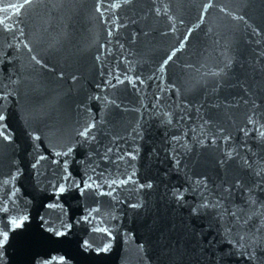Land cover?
Instances as JSON below:
<instances>
[{"label":"water","instance_id":"1","mask_svg":"<svg viewBox=\"0 0 264 264\" xmlns=\"http://www.w3.org/2000/svg\"><path fill=\"white\" fill-rule=\"evenodd\" d=\"M99 1L0 0V63Z\"/></svg>","mask_w":264,"mask_h":264},{"label":"snow or ice","instance_id":"2","mask_svg":"<svg viewBox=\"0 0 264 264\" xmlns=\"http://www.w3.org/2000/svg\"><path fill=\"white\" fill-rule=\"evenodd\" d=\"M30 2H31V0H24V4H28V3H30ZM128 2H129V0H124V3H128ZM112 6H113V7H118L119 5L116 4V3H114ZM211 6H212V4H211V0H209V3L204 4V8H205V9H208V8H210ZM13 7H14V5H13ZM97 10H99V8H98ZM157 14H159V9H157ZM169 19H172V18L169 17ZM201 19H203V17H201ZM4 31H9V29H8V28H4ZM188 32L191 33V32H192V29H188ZM20 34L23 35V32H21ZM109 35H111V33H109ZM188 39H189V36H188V35H185L184 38H183V40H181V41L179 42V43H180V49H183V48L185 47V42L188 41ZM25 47H27V45H25ZM175 53H176V49H173L172 54H171V55H167V57H166L165 59H163L162 63L159 64V69H158L159 71H164V70L166 69V67L168 66V64L173 60V57H174ZM97 59H99V56H97ZM32 60H33L37 65H39V64L41 63V61L38 60L36 56H32ZM73 79H75V77H73ZM125 80H126L129 84H133L134 87H135V81H138L140 84H143V83H144V80H142L139 76L135 77V81L133 80L132 77H125ZM125 80H121V79L119 78V76H117V77L115 78V82H116L117 85H119V84H123V83L125 82ZM106 83H107V82H106ZM164 115L167 117L169 114H168V113H164ZM5 119H6V116H5L2 112H0V121H4ZM252 122H253V121H252L251 118H250V119H249V123H252ZM2 127H4V125H3V124H0V128H2ZM94 127H95L94 124L89 123V124L87 125L86 128H84L82 131H79V132H78V135H79L80 137H83V138H88V137H89V132H90V130H92ZM261 135L264 136V133H261ZM0 136H3L5 140H11V139H12L11 136H9V135H4L3 132H0ZM33 138H34V139H37V140L39 139V137H33ZM224 139L227 140V139H229V137L225 136ZM213 142H215V141H213ZM200 143L203 144V141H200ZM73 150H74L73 147H68V148H67V152L63 153V155L67 156L69 153L73 152ZM108 151L111 152V149H109ZM61 154H62V153H60V152H57V153H56L57 156H60ZM127 155H131V153H128ZM227 156H228V157H231V156H232V152L229 151V152L227 153ZM44 158H45V157H40V159H44ZM120 159H123V157H120ZM133 159H135L134 156H133ZM54 163H55V161H54ZM65 163H67L66 160H65ZM244 163L247 164V161H245ZM32 167L35 168V167H36V164H33ZM65 171H67V169H65ZM257 174L259 175V173H257ZM133 175H135V173H133ZM89 179H91V178H89ZM131 179H132L131 176H129V177L127 178V180L121 179V180H119V184H120V185L126 184V183H128L129 181H131ZM5 183H6V182H5ZM93 183H95V182L93 181ZM116 183H117V181H115V180L112 181V184H116ZM199 183H200V181L198 180V181H197V184H199ZM236 183H237V185H239L240 182L237 181ZM109 186L111 187V185H109ZM91 187H92V184H90L89 182L85 181L84 184H83V188H81L80 191H81V193L83 194V192H84L86 189H89V188H91ZM140 187L143 188V187H145V185L141 184ZM146 187L151 188V187H152L151 183L147 184ZM205 187H206V186H205ZM228 190H229V189H225V191H228ZM57 191L62 193V192L65 191V189H64L63 186H61L60 188L57 189ZM113 191H115V189H113ZM100 195H101V196H105V195H107V196H111V195H112V192H107V193H105V192L102 191V192H100ZM173 195H174V197H175V199H176L177 201L181 200V199H182V196H183V194H181V195H176V192H175V191H174ZM253 203H254V201H253ZM132 207H136V205H132ZM209 207H212V208H219V207H220V202L217 201V202H215V203H210L209 200H208L207 198H205L204 201H203V203L200 204L198 207H192V208H191V212H192L193 214H197L198 211H199L200 209H207V208H209ZM232 215H233V216H236L237 222H239V216H237V214H236L235 212H233ZM12 224H13V227H19V224H18L16 221H13ZM4 226L6 227V225H4ZM226 231H229V230L226 229ZM56 235H57V236H60V235H62V233L57 232ZM2 236H3V239H0V244H4L5 241H7L8 237H9V232H8V231H3ZM243 239H244V237L241 236V237H240V240L243 241ZM241 247H243V245H241ZM248 258H249V259H254L255 256H254V254H249V255H248ZM0 264H2V261H0ZM34 264H40V261H39V260H36V261H34Z\"/></svg>","mask_w":264,"mask_h":264}]
</instances>
